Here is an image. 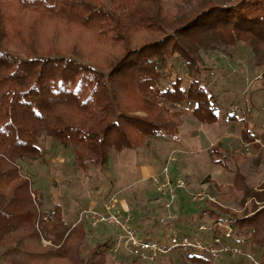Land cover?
I'll list each match as a JSON object with an SVG mask.
<instances>
[{"label": "trees", "instance_id": "obj_1", "mask_svg": "<svg viewBox=\"0 0 264 264\" xmlns=\"http://www.w3.org/2000/svg\"><path fill=\"white\" fill-rule=\"evenodd\" d=\"M85 31L96 33L97 40L122 45L125 55L109 72L81 54L80 38L75 34L83 37ZM137 33L147 34L150 40L133 46ZM237 46L249 48L256 65L264 68V0H179L172 13L167 11L163 0H0L3 233L18 226L11 224V220L20 209L11 210L9 206L18 199L17 191L24 176L22 165L48 162L41 146L43 136L54 138L60 147L71 148L82 166L93 164L103 168L111 149L120 152L137 149L130 141L134 132L149 139L162 137L181 142L180 124L173 121L178 115L165 122L160 118L131 116L123 110L132 106L129 103L139 95L153 99L156 104L161 101L162 114L168 117L173 103L189 102L202 123L211 127L225 122L219 117L221 108L216 94L201 79L207 69L203 68L202 53L225 48L224 55L234 58L233 49ZM175 59L189 71V86L183 87L182 79L178 78L158 88L167 76L165 73L177 67ZM89 76L92 92L86 97L78 85L80 79ZM233 104L227 106L223 115L232 113L229 115L232 123L243 121L232 111ZM94 106L101 113L99 118ZM247 111L251 112V108ZM227 125L232 127L228 120ZM252 132L248 125L243 129L246 144L263 150L264 126L260 136ZM211 151L217 156L214 163L225 165L220 145ZM240 156L233 157L239 168L233 183L218 189L244 193L241 200L244 213L217 204L208 206L202 217L211 220L212 230L201 233L198 228L192 236L209 243L220 235L215 228L218 223L229 221L234 231L233 246L249 251L257 249L260 264H264V182L260 188L248 189ZM20 202L18 199L16 204ZM26 213L30 222L33 214ZM43 214L42 230L61 248L46 254L9 249L3 254L4 264H109L110 241L95 247L86 258L80 251L86 241V228L67 227L58 210ZM133 217V227L140 220L144 223L153 219V215L142 217L140 212H133ZM172 254H179L182 264H224V258L214 261L210 256H186L176 251L154 264H175L173 259H167Z\"/></svg>", "mask_w": 264, "mask_h": 264}, {"label": "rangeland", "instance_id": "obj_2", "mask_svg": "<svg viewBox=\"0 0 264 264\" xmlns=\"http://www.w3.org/2000/svg\"><path fill=\"white\" fill-rule=\"evenodd\" d=\"M163 1L170 13L177 9L179 0ZM47 27H49L48 22L45 23V28ZM75 30L71 31L79 33ZM84 33L83 37L75 34L81 40L78 44L82 50H80L81 54L98 66L107 68L106 72H109V68L125 55L122 45L97 40L96 33L89 31ZM148 40L150 38L147 34L137 33L132 40L133 46L141 45ZM225 50L227 49L223 48L202 53L203 68L207 69L201 79L217 96L221 108L219 117L226 123L227 120L231 122L232 127L219 123L210 128L198 119L197 114H194L196 108L189 102L173 103L169 107V118L162 114L161 101L156 104L153 99L139 95L135 100L128 102L132 106H125L123 110L131 116L150 120L160 118L165 122L172 121V116L178 115L179 118L173 121H176L175 124H180L181 142L167 141L162 137L149 139L134 132L130 141L137 149L122 152L111 149L107 165L101 168L93 164L82 166L71 148L60 147L54 138L43 136L41 146L47 154L48 162L22 165L24 176L17 191V198L21 202L16 204L17 199L11 207L9 206V209H20L16 210V215L14 214L11 220V224L18 226L7 234L3 233L0 226V264H4L3 254L9 249L19 248L30 253L46 254L61 248L42 230L40 219H43V213L58 210L67 227L73 229L74 223L81 214L91 211L114 196L119 201L114 208L118 211L129 212L132 215L133 212H140L142 217L153 215L152 220L144 218L146 222L140 220L134 223L139 237L141 239L150 237L153 243L167 242L175 233L192 236L201 225L210 227L211 220L202 217V213L208 209V206L212 207L214 204L243 214L241 200L244 193L219 190L218 187L233 183L235 173L239 169L233 159L237 154L242 155L240 167L248 189L260 188L259 186L264 182V147L263 150H259L251 143L249 148L245 147L246 142L241 134L247 125L257 137L262 133L264 68L256 65L254 54L249 48L237 46L233 49L234 58L224 55ZM175 66H177L175 69L165 73L167 76L159 83L158 88L170 82L174 83L178 78L182 79L183 87L189 86L191 77L186 66L177 59ZM90 80V76L82 78L78 85V89L86 97L92 92ZM232 102H234L232 111L243 121L232 123L229 117L232 113H228L227 117L223 115ZM134 105L136 106L133 107ZM248 107L251 108L250 114L247 111ZM93 110L99 118L101 113L97 107L94 106ZM161 115L163 117H160ZM211 143L213 147L220 145L222 148L224 164L227 168L223 164L214 163L217 156L212 151L210 153ZM256 143L260 144V141L257 140ZM165 168L169 170L170 179L181 178L188 183L187 190L178 191L170 212L165 205L168 200L154 189L149 180L151 176L159 174ZM206 178L208 183H204ZM200 195L203 198L198 200ZM26 212L33 214L30 222L25 218ZM170 215L172 218L168 217ZM165 218H167L166 223L162 224L161 220ZM80 226L86 228V241L80 249L86 258L95 247L108 242L115 232L108 226L97 229L87 224ZM69 234L70 231L65 235L64 241ZM243 251L251 255L256 262H261V255L257 249ZM222 258L224 264H248L249 261L246 257L233 255H224ZM167 259H173L175 264L183 263L179 254H172ZM107 262L153 264L141 262L125 253L118 256L108 255Z\"/></svg>", "mask_w": 264, "mask_h": 264}, {"label": "built area", "instance_id": "obj_3", "mask_svg": "<svg viewBox=\"0 0 264 264\" xmlns=\"http://www.w3.org/2000/svg\"><path fill=\"white\" fill-rule=\"evenodd\" d=\"M244 146L249 148L250 145L245 144ZM168 174L169 170L165 168L159 174L150 177V182L154 189L168 200L165 205L170 212L177 199L178 191L187 190L188 183L181 178L170 179ZM202 198L203 196L200 195L198 200ZM118 203L116 196L100 203L91 211L81 214L78 221L74 223L73 229L82 224H87L94 229L102 226L111 227L115 232L109 240V255L118 256L125 253L144 263H157L162 257L176 251L186 256L192 254L210 256L214 261L219 260L224 255L240 256L246 257L252 264H260L251 255L246 254L243 249L233 246L234 231L229 221L218 223L215 228L220 231V235L209 243H205L197 236L181 235L180 233H175L167 242L153 243L150 241V237L147 239L139 237L137 229L132 226L134 220L132 214L114 209ZM168 217L172 218L171 215ZM166 220L167 218L162 219L161 223H166ZM210 230H212L211 227L205 225L199 227L201 233Z\"/></svg>", "mask_w": 264, "mask_h": 264}, {"label": "crops", "instance_id": "obj_4", "mask_svg": "<svg viewBox=\"0 0 264 264\" xmlns=\"http://www.w3.org/2000/svg\"><path fill=\"white\" fill-rule=\"evenodd\" d=\"M221 124H225V125H226L227 123L222 122ZM215 126H216V125H215ZM212 127H214V126H211L210 128H212ZM225 128H228V127L225 126ZM219 141H220V140H219ZM212 147H213V143H211V148H212ZM199 153H200V152H199ZM151 177H152V176H151ZM149 180H150V179H149Z\"/></svg>", "mask_w": 264, "mask_h": 264}]
</instances>
